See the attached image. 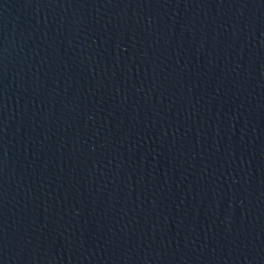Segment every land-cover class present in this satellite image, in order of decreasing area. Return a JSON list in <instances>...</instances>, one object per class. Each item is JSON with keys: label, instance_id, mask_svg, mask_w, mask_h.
I'll list each match as a JSON object with an SVG mask.
<instances>
[{"label": "water", "instance_id": "95a60500", "mask_svg": "<svg viewBox=\"0 0 264 264\" xmlns=\"http://www.w3.org/2000/svg\"><path fill=\"white\" fill-rule=\"evenodd\" d=\"M0 264H264V0H0Z\"/></svg>", "mask_w": 264, "mask_h": 264}]
</instances>
